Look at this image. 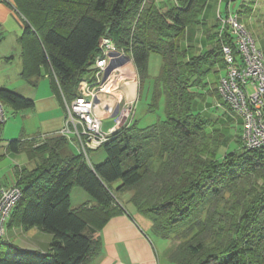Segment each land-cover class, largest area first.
Here are the masks:
<instances>
[{
	"label": "trees",
	"instance_id": "trees-1",
	"mask_svg": "<svg viewBox=\"0 0 264 264\" xmlns=\"http://www.w3.org/2000/svg\"><path fill=\"white\" fill-rule=\"evenodd\" d=\"M12 1L24 25L18 39L24 79L36 84L48 76L63 103L71 102L108 35L131 55L138 93L147 84L146 112L155 114L162 97L163 109L153 122L133 120L113 133L101 146L105 157L93 165L78 152L61 153L65 136L37 145L29 143L37 136L8 140L6 152L34 160L17 168L22 196L11 222L40 228L52 240L41 252L4 246L0 238V264H87L99 251L98 231L123 212L118 197L127 191L155 235L178 241L169 256L174 264H264V150H227L229 127L216 126L209 110H196L207 95L227 106L218 79L206 81L224 67L222 43L233 45L231 33L219 35V19L212 28L202 22L198 0ZM199 24L211 47L189 55L186 29ZM151 53L162 57L154 78ZM1 99L16 110L34 106L3 87ZM73 187L95 204L71 208Z\"/></svg>",
	"mask_w": 264,
	"mask_h": 264
},
{
	"label": "crops",
	"instance_id": "crops-1",
	"mask_svg": "<svg viewBox=\"0 0 264 264\" xmlns=\"http://www.w3.org/2000/svg\"><path fill=\"white\" fill-rule=\"evenodd\" d=\"M159 1L164 2V0ZM198 1L202 5V7L200 8V18L202 19V22H205L207 24V26H209L210 28L214 27V25L218 23L219 17L227 16L229 14L236 15L238 17V20L242 23L241 18L244 16L246 17V21L248 22V24L251 26V31H249L252 32L253 37H255L256 35V39L260 40L262 47H264V38H262L259 34H255L254 32V28H256V25L257 28L260 25L264 26V0H241L238 5L234 6L233 1L236 0ZM23 28L24 25L21 20V16L14 8L13 1L0 0V88L6 87L7 89H9L8 87H10L17 89L16 86H11L13 83L17 82V76L22 78L24 82L35 85L30 83V81L24 79L20 75L22 60L20 56L21 50L18 39L23 32ZM203 28L204 26L199 24L189 26L186 29V35L183 44L184 46L189 48V55L199 54L211 47L204 32L202 31ZM14 62L17 64L19 71L18 73H16V79L14 80V82H12V77H10L8 74L12 67V63ZM134 69L136 70V68ZM223 70L224 67L220 69L218 73H208L206 75V81H208L209 84L213 83L219 78V76L222 74L221 71ZM44 77L48 79L49 83V88L46 91H44L42 94L35 95V92L38 89L29 88L28 86L25 87V94H23L25 97L30 98L34 101V106L30 109L31 114H33L35 119H37V132L35 131L29 133L27 137H34L32 135L37 133L41 135L38 136V139H40V141L44 140V137H50L52 135L58 134L59 131L63 128L65 120V108L63 100L54 89L52 80L48 76ZM23 88L24 83L19 85L18 91ZM10 90L17 92L13 89ZM119 94L124 99H135V101L137 102L138 79L136 78L126 81L122 85ZM208 97L211 96L207 95L206 99H209ZM112 98L114 102V97L112 96ZM213 99L214 98L211 97V102H208L209 104H207V107L209 108L206 109L209 111L210 109L215 110L218 108V102L216 101V99H214L213 101ZM198 104L199 103L197 102L196 106ZM144 107L146 110V106ZM99 112H101L100 109ZM211 115H213V113H211ZM215 116L217 117L218 115L216 114ZM138 119H140L139 115L133 113L132 121ZM103 121L105 125L106 123H108L107 120ZM21 138L28 139L25 137ZM7 141L2 140L0 142V159L5 155L10 154L9 152L5 151V145ZM77 152V147L72 141H69V143L61 149V153L63 155H69L71 153ZM100 161L101 158L98 157L95 163H98ZM27 163H30V165L28 166L32 167L34 164V160L31 159L30 162ZM90 163L91 165L95 164L92 163L91 160ZM17 168H19V166L13 167V171L12 174H10L9 181L6 184L0 183V187L9 186L16 181ZM131 194V191H127L119 195L118 203L122 206L123 212L110 218V220H108V222L98 231L97 234L99 235L101 245L99 251L91 258V260L87 264H159L158 253L154 245H152L150 239L146 235V231L151 230L150 222L146 218L136 213L134 206L129 201ZM123 202L132 205L130 206L131 209H133L136 215H139L138 217H140V219L142 220L145 229L137 223L132 214L125 210L126 208L123 206ZM84 203L94 205L95 200L82 188L73 187L70 191L71 208H77ZM51 240V234L41 230L40 228L31 227L28 229H24L20 225H14L11 222L10 214L5 223V233L1 239V242L4 246H13L21 250L45 252L49 249ZM169 243L170 245H168L167 247H163L162 250L164 255L170 260L169 256L176 248L178 241L172 240V243Z\"/></svg>",
	"mask_w": 264,
	"mask_h": 264
},
{
	"label": "built area",
	"instance_id": "built-area-1",
	"mask_svg": "<svg viewBox=\"0 0 264 264\" xmlns=\"http://www.w3.org/2000/svg\"><path fill=\"white\" fill-rule=\"evenodd\" d=\"M219 23V35L224 31L231 33L233 45H221L224 73L217 80V92L240 122V147L264 150V52L257 47L251 32L236 15L219 17ZM126 56L128 59L123 60ZM111 61L121 63L104 78L105 69ZM133 64L131 55L123 47H118L111 37L104 35L91 65L93 68L90 67L97 81L94 83L88 77L80 78L78 95L69 103L64 101V126L58 135L72 141L89 165V151L99 149L113 133L132 122L136 101L124 99L119 92L126 81L138 79ZM101 93L114 96V102L103 101ZM105 119H112V123L103 129ZM6 120L0 100V131ZM21 196L22 189L15 183L0 187L1 239L5 223Z\"/></svg>",
	"mask_w": 264,
	"mask_h": 264
},
{
	"label": "rangeland",
	"instance_id": "rangeland-1",
	"mask_svg": "<svg viewBox=\"0 0 264 264\" xmlns=\"http://www.w3.org/2000/svg\"><path fill=\"white\" fill-rule=\"evenodd\" d=\"M241 0H236L233 1V6L234 5H238L239 2ZM223 8H224V4H223ZM242 24L244 25L245 28H247L248 30L251 31V26L248 24V22L246 21V17H242ZM257 28V25L255 26ZM256 28H254V32L255 34H259L262 38H264V26L260 25L257 30ZM260 29V30H258ZM252 33V32H251ZM253 35V34H252ZM256 35L254 37L255 43L257 45L258 48H262L261 50L264 52V47H262L260 40L256 39ZM148 64H149V68H148V74L150 76V78H154L157 73L159 72V69L161 67L162 64V57L156 53H151L149 58H148ZM17 64L14 62L12 63V67L9 71V76L12 77L11 81L14 82V80L16 79V73H18L19 69ZM224 71V70H223ZM223 71L222 74L224 73ZM90 80H92L94 83L97 81V77L94 75V72L91 71L88 74ZM17 82L13 83L11 86H16L17 89L14 88H9L16 90L17 92H19L18 94H25V87L29 88H34V89H38L35 92V95L38 94H42L44 91H46L49 88V83H48V79H46V77L42 76V77H35L33 79L36 80V84L35 85H31L24 82L22 78H20L19 76H17ZM24 83V88L20 89L18 91L19 85ZM146 82L144 83V86L142 88V91L138 93L139 97H138V101L136 102V106L134 109V113H136L137 115H139L138 120H140V124L145 125L148 124L150 122H153L157 119V114H159V112L163 109V97L159 100L158 102V109L157 111L154 113H147L145 110L146 106V99H147V86H146ZM6 88V87H3ZM7 89V88H6ZM110 96V99L108 100V102H113V98L111 94H105ZM24 96V95H23ZM114 97V96H113ZM209 99H203V100H199L197 101L199 104L196 106V110L201 111V110H205L209 104L208 102H211V97H208ZM112 99V100H111ZM205 100V102H204ZM214 101V99H213ZM1 102L4 106L5 112H6V116H7V120L5 121V123L3 124L2 130L0 131V138L3 141H7L10 139H17V138H21V137H25V138H31L27 137L29 135V133L35 132L36 131V124H37V119H35L34 115L31 114V109H22V110H16L14 109L12 106H10L8 103H6L5 101H3L1 99ZM216 103V102H215ZM218 108L215 110H211L210 109V113H213V115L210 114V118L212 120H215V122L217 124H215L218 127L224 128L226 124V126L229 127V137L230 140L227 143V150L232 151L235 150L237 148L240 147V133H241V126H240V122L238 119H236L235 113L233 111H228L227 106L225 107L224 105H220L217 106ZM220 108V109H219ZM137 110V112H136ZM225 111L230 112L231 117L228 114V117L224 118L223 113H225ZM24 114V116H23ZM219 115L221 118L220 119H216L215 115ZM28 115V116H25ZM226 119V120H225ZM107 120L108 123H106V125L104 124L103 121V129H105L108 125H110L112 123V119H105ZM219 120V121H218ZM223 120V121H221ZM226 121V122H225ZM225 122V123H222ZM37 132V131H36ZM32 136H41L40 134H34ZM237 140V141H236ZM39 139L35 138L30 140L29 143H33L35 145L38 144ZM105 156V152L103 150L102 147H100L97 150H92L89 151V158L91 160L92 163H95V161L97 160L98 157L101 158V160L103 159V157ZM29 159V158H28ZM27 159V154L24 152H20V153H10L8 155H5L4 157H2L0 159V183L2 184H6L9 181L10 178V174H12L13 171V167L14 166H19V168H21V166H25V167H30L28 165H30V163L28 164L27 162H30V160ZM27 163V164H26ZM121 198V197H120ZM122 199V198H121ZM123 206L126 208L125 210L128 211L130 214H132L133 218L137 221V223L145 229V226L142 222V220L140 219V217H138L139 215H136V213L133 211V209H131L130 206L125 202H123ZM146 235L147 237L150 239L152 245H154L157 253H158V261L159 264H174L172 261H170L163 253V247H167L168 245H170L169 242L172 243V239H163L160 238L159 236L155 235L151 230H147L146 231Z\"/></svg>",
	"mask_w": 264,
	"mask_h": 264
},
{
	"label": "water",
	"instance_id": "water-1",
	"mask_svg": "<svg viewBox=\"0 0 264 264\" xmlns=\"http://www.w3.org/2000/svg\"><path fill=\"white\" fill-rule=\"evenodd\" d=\"M125 59H128V57H127V56L124 57L123 60H125ZM120 63H121V62L111 61V63L109 64V66L105 69V72H104L103 77L105 78V77L108 75V73L110 72V70H111L113 67H115L116 65L120 64ZM92 68H93V67H91V69H92Z\"/></svg>",
	"mask_w": 264,
	"mask_h": 264
},
{
	"label": "bare ground",
	"instance_id": "bare-ground-1",
	"mask_svg": "<svg viewBox=\"0 0 264 264\" xmlns=\"http://www.w3.org/2000/svg\"><path fill=\"white\" fill-rule=\"evenodd\" d=\"M107 94V93H106ZM100 98L103 100V101H108L110 99V96L108 95H105L104 93H101L100 94Z\"/></svg>",
	"mask_w": 264,
	"mask_h": 264
}]
</instances>
